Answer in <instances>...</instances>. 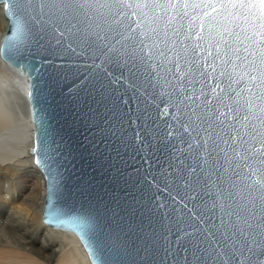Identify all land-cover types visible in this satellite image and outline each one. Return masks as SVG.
Here are the masks:
<instances>
[{
  "label": "snow or ice",
  "instance_id": "obj_1",
  "mask_svg": "<svg viewBox=\"0 0 264 264\" xmlns=\"http://www.w3.org/2000/svg\"><path fill=\"white\" fill-rule=\"evenodd\" d=\"M3 6L12 27L0 54L12 58L31 39L54 52H87L93 67L119 69L104 72L107 83L101 80L97 108L89 112L102 132L125 148L135 145L137 155L148 149L149 156L165 155L163 177L152 179L163 181L158 190L174 193L177 213L167 214L174 230L158 231L149 221L150 232L126 237L143 264H264V0H4ZM138 83L158 111L161 105L163 115L173 111L163 134L158 118L144 119L147 111L125 119L107 103L106 93L120 84L135 98ZM113 250L103 264H114Z\"/></svg>",
  "mask_w": 264,
  "mask_h": 264
},
{
  "label": "water",
  "instance_id": "obj_2",
  "mask_svg": "<svg viewBox=\"0 0 264 264\" xmlns=\"http://www.w3.org/2000/svg\"><path fill=\"white\" fill-rule=\"evenodd\" d=\"M0 3L4 4V0ZM3 11L8 23L0 48L4 47L12 27L4 6ZM19 47V53L12 58L4 54L0 57L27 80L33 123L31 153L45 181L43 222L56 229L73 231L91 264H103L109 248L114 249L111 253L114 264H143L126 237L134 236L142 228L150 232L149 221L158 231H165V225L174 230L175 220L167 214L175 217L177 213L171 207L170 196L174 193L158 190L155 184L164 189L163 181L154 183L152 179L163 177L165 155L149 156L151 149L137 155L135 145L125 148L106 131L102 132L104 126L94 122L89 112V108H97L94 101L100 99L101 80L107 83L104 72L119 75V69L109 65L93 67L87 52L83 55L54 52L39 48L31 39ZM96 64L100 61L96 60ZM115 89L106 93L107 103L109 106L114 103L115 110L126 113L125 119L130 115L135 120L137 114L147 111L149 115L144 119L151 124L158 118L161 134L164 125L173 122V111L163 115V105L158 111L139 83L135 98L123 84ZM117 96L129 99V103L124 105ZM126 131L127 141L132 138V129ZM160 204L165 207H159Z\"/></svg>",
  "mask_w": 264,
  "mask_h": 264
},
{
  "label": "bare ground",
  "instance_id": "obj_3",
  "mask_svg": "<svg viewBox=\"0 0 264 264\" xmlns=\"http://www.w3.org/2000/svg\"><path fill=\"white\" fill-rule=\"evenodd\" d=\"M7 23L0 3V42ZM32 148L33 123L27 100V80L0 57V176L14 169L6 163L13 162L17 167L27 168L40 189L35 223L20 226L9 222V231L6 228L4 231L1 228L8 219L7 214L0 211V264H91L73 231L56 229L43 222L45 181L33 163Z\"/></svg>",
  "mask_w": 264,
  "mask_h": 264
},
{
  "label": "rangeland",
  "instance_id": "obj_4",
  "mask_svg": "<svg viewBox=\"0 0 264 264\" xmlns=\"http://www.w3.org/2000/svg\"><path fill=\"white\" fill-rule=\"evenodd\" d=\"M6 163L14 166V169L11 166L13 172L12 170L10 171L12 173L9 171L5 176H0V211H4L8 219V221L6 220L7 222L3 221L4 224L1 229L4 230L6 228L5 230L8 232L11 227L9 222L20 226H28L35 223L40 189L27 168L17 167L16 163L13 164V162ZM6 163L4 166L7 165ZM1 217L3 218L4 216Z\"/></svg>",
  "mask_w": 264,
  "mask_h": 264
}]
</instances>
